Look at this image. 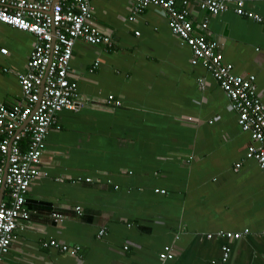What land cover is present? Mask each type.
Segmentation results:
<instances>
[{
    "label": "crops",
    "instance_id": "crops-1",
    "mask_svg": "<svg viewBox=\"0 0 264 264\" xmlns=\"http://www.w3.org/2000/svg\"><path fill=\"white\" fill-rule=\"evenodd\" d=\"M242 1L263 22L194 3L188 18L233 74L255 76L264 105V0ZM132 3L91 0L92 25L112 47L75 43L70 79L82 107L57 115L26 196L29 219L3 264H219L226 241L206 236L244 230L227 264H264V171L245 158L250 135L210 73L191 65L167 15L148 7L129 21ZM35 42L0 23V102L22 103L17 76ZM49 241L80 250L61 253ZM165 246L174 258L162 262Z\"/></svg>",
    "mask_w": 264,
    "mask_h": 264
},
{
    "label": "built area",
    "instance_id": "built-area-1",
    "mask_svg": "<svg viewBox=\"0 0 264 264\" xmlns=\"http://www.w3.org/2000/svg\"><path fill=\"white\" fill-rule=\"evenodd\" d=\"M192 3L212 16L232 10L238 16L263 22L259 15L245 10L242 0H133L129 21H134L135 16L148 7H156L167 15L173 35L191 50V65H200L210 73L236 113L241 131L250 135L252 143L247 147L245 158L256 161L264 171V105L257 91L256 78L233 74L232 66L224 63L223 56L215 52L216 44L193 34L188 18V6ZM92 12L91 0H0V23L36 39L26 70L17 76L22 103L9 106L0 102V264L9 251L19 222L29 219L26 196L33 180L39 176L49 131L52 127L60 129L57 115L82 107L76 82L70 79L75 43L82 41L90 46L112 47V41L92 25ZM205 27L206 24H202V28ZM1 53L5 54L6 50ZM97 66L98 62L92 69ZM107 103L120 105L112 95L108 96ZM239 167L237 164L235 170ZM51 219L58 224L64 221L56 213ZM247 234L248 230L241 233L220 231L206 237L230 242ZM104 235L105 229L98 231V238ZM43 246L72 256L80 250L79 246L55 241ZM221 251L220 262L226 264L230 248L222 246ZM173 257L170 246H165L159 254L162 262Z\"/></svg>",
    "mask_w": 264,
    "mask_h": 264
},
{
    "label": "trees",
    "instance_id": "trees-1",
    "mask_svg": "<svg viewBox=\"0 0 264 264\" xmlns=\"http://www.w3.org/2000/svg\"><path fill=\"white\" fill-rule=\"evenodd\" d=\"M218 233V232H217ZM213 234H216V233H213ZM207 238V237H206ZM219 239H221V238H219ZM222 240H225V239H222ZM226 241V243L225 244H223L222 246H228L229 248H230V245H229V241H227V240H225ZM222 248V247H221ZM162 252V251H161ZM160 252V253H161ZM159 253V254H160ZM230 254H231V248H230ZM221 257H222V251H221V255H220V258H219V260H218V263L219 264H221V262H220V259H221ZM174 258V257H173ZM160 259V258H159ZM229 259H230V255H229V257H228V261H229ZM171 260H173V259H171ZM171 260H168V261H171ZM227 261V262H228ZM227 262H226V264H227Z\"/></svg>",
    "mask_w": 264,
    "mask_h": 264
}]
</instances>
